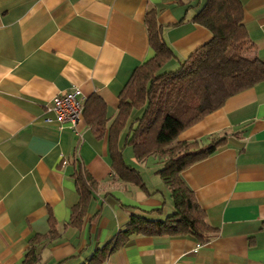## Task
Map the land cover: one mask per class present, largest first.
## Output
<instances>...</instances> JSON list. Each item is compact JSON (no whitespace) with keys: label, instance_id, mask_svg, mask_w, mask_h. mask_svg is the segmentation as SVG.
<instances>
[{"label":"crops","instance_id":"0c3cea01","mask_svg":"<svg viewBox=\"0 0 264 264\" xmlns=\"http://www.w3.org/2000/svg\"><path fill=\"white\" fill-rule=\"evenodd\" d=\"M202 2L0 0V264H21L34 237L45 238L35 264H84L132 215L156 220L173 210L156 173L161 163L137 160L125 144L140 110H132L118 146L145 188L114 176L106 133L97 135L82 117L61 126L45 118L56 95L77 88L83 105L94 94L102 99L109 125L134 69L153 55L147 10L156 11L174 53L165 67L173 69L212 36L192 19ZM241 3L264 62V0ZM213 137L223 144L181 172L213 228L208 240L136 234L100 264H264V80L228 97L177 140L203 146ZM77 166L97 183L79 227L67 224L79 201Z\"/></svg>","mask_w":264,"mask_h":264},{"label":"trees","instance_id":"16d2710c","mask_svg":"<svg viewBox=\"0 0 264 264\" xmlns=\"http://www.w3.org/2000/svg\"><path fill=\"white\" fill-rule=\"evenodd\" d=\"M199 4V3H198ZM193 21L211 32V38L195 48L179 64L169 69L174 53L165 42L154 8L147 10L145 25L153 55L136 67L118 96L117 113L106 125L105 105L98 95H91L83 105L81 117L96 132L106 133L111 167L115 177L145 188L140 172L125 163L118 140L127 127L133 109L140 110L128 125L125 144L139 161L154 156L161 163L156 171L169 190L173 210L163 219L132 215L117 235L86 260L100 264L106 257L136 234L188 235L204 242L213 228L194 192L186 185L181 172L210 154L224 138L213 137L205 145L197 140H177L186 128L220 108L225 100L264 80V62L256 55L243 23L241 0H203ZM75 183L79 201L71 210L67 224L79 227L87 201L94 193L96 181L80 166ZM49 237L57 234L50 221ZM48 236V235H47ZM43 237L31 239V247L21 264H35Z\"/></svg>","mask_w":264,"mask_h":264},{"label":"built area","instance_id":"2783aa9c","mask_svg":"<svg viewBox=\"0 0 264 264\" xmlns=\"http://www.w3.org/2000/svg\"><path fill=\"white\" fill-rule=\"evenodd\" d=\"M47 110L52 112V116L46 117L45 122H56L59 126L64 123L73 125L79 120L83 110V103L79 98V90L74 88L56 95Z\"/></svg>","mask_w":264,"mask_h":264},{"label":"rangeland","instance_id":"374dc122","mask_svg":"<svg viewBox=\"0 0 264 264\" xmlns=\"http://www.w3.org/2000/svg\"><path fill=\"white\" fill-rule=\"evenodd\" d=\"M201 146V145H200ZM128 149H131V147L130 146H128Z\"/></svg>","mask_w":264,"mask_h":264}]
</instances>
